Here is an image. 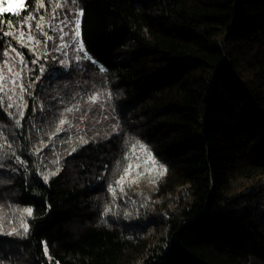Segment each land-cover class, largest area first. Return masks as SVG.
Instances as JSON below:
<instances>
[{"label": "trees", "instance_id": "obj_1", "mask_svg": "<svg viewBox=\"0 0 264 264\" xmlns=\"http://www.w3.org/2000/svg\"><path fill=\"white\" fill-rule=\"evenodd\" d=\"M65 8L83 9L93 60L51 76L64 58L53 51L31 80L41 104L11 93L27 105L19 126L0 104V230H17L0 235V264H264V0ZM9 42L0 35V65ZM101 88L119 130L62 154L44 182L65 109Z\"/></svg>", "mask_w": 264, "mask_h": 264}, {"label": "snow or ice", "instance_id": "obj_2", "mask_svg": "<svg viewBox=\"0 0 264 264\" xmlns=\"http://www.w3.org/2000/svg\"><path fill=\"white\" fill-rule=\"evenodd\" d=\"M77 5L78 0H35L34 4L31 3V0H0V35L3 37L10 38V42L7 48L3 51V56L7 59H4L3 64L0 65V104H3L4 98H7L9 101L6 104L7 108L16 107L19 109L18 115L20 119L15 121L16 125L19 126L21 119L25 116L24 109L27 107L26 104H14L13 95L16 89L19 88L20 92L25 91V86L20 83L21 72L14 71L12 67L13 60H18L20 64H25V59L23 53L19 52L16 47L11 45V40L16 41V43L22 48H28L29 51L38 50L41 45L47 46L50 41L54 39V36L50 33H58L59 39L63 41L65 37L69 36V31H66L71 26V37L75 46V50L78 53L83 55H77L76 59L79 61L83 60H93V58L87 53L83 41L79 38L81 37V17L83 16V9H78L74 14L73 18H70L69 15L64 14L60 15V10L67 5ZM5 14H9L8 18L5 19ZM56 22V23H54ZM69 45L67 43L58 45V50H63ZM10 54H14V57H10ZM33 59L32 64H36L37 60ZM62 63H66L63 62ZM41 70L43 66L41 65ZM103 71V69H101ZM7 72L9 75H5ZM14 77V78H13ZM22 100V96L20 97ZM89 101L95 103L98 99L97 95H92L88 97ZM77 108L76 105L68 107L65 109V112L72 113L74 109ZM12 115V113H8ZM63 115V114H62ZM68 123L67 118H61L58 122V126L55 129L53 135L59 134L62 131V127ZM82 143H88L87 140L81 137ZM142 150L146 149L143 145H140ZM76 149L73 148L72 151ZM39 151V150H38ZM149 160L152 161L153 166H155V161L152 159L151 154L148 153ZM138 167V165H137ZM132 165L129 164L128 168L124 170V175L116 183L120 186V191L123 192V182L131 174ZM59 169L56 172H51L50 174L43 175L44 182H47L49 175H56ZM166 172V169L160 167L159 174L162 176ZM109 191L115 195V189L111 186ZM28 216L32 215V209H24ZM21 227L24 232H28L27 223H22ZM2 228V226H0ZM17 230L13 228L11 231L4 233L0 230V235L7 234L13 235L16 234ZM45 252L47 248L45 247Z\"/></svg>", "mask_w": 264, "mask_h": 264}, {"label": "rangeland", "instance_id": "obj_3", "mask_svg": "<svg viewBox=\"0 0 264 264\" xmlns=\"http://www.w3.org/2000/svg\"><path fill=\"white\" fill-rule=\"evenodd\" d=\"M76 11L77 10H71L64 7L60 10V15L63 16L64 14H67L70 18H73V14ZM66 31L71 33V26L66 29ZM50 34L54 36V39L48 44H50V46L54 45L55 49H53V47H48V45H41L38 50L33 52L29 51L28 48L20 47L17 43H11V45L16 47L19 52L23 53L25 59V64H20L18 60H13L12 67L14 71L21 72L19 82L25 86L24 94L27 98L32 97L34 102H37V105L41 104V100L39 99L41 94L38 95V97H34L33 93L35 88L33 87L31 80L34 78V82L37 83L39 79L43 78L46 72L47 61H50L55 65L57 57L53 54V51L57 53L56 55L63 56V62L66 63H62V69L54 68L51 72V76H56L61 71H66L73 62L85 63L87 61L83 59L78 61L76 59L77 55L82 56L83 54L78 53L75 50L72 39L71 42H69L68 37H65V39L61 41L58 33ZM64 43H67L69 46L63 50H58V45ZM24 49L28 51L29 56H26ZM11 57H14V54H10L9 58ZM37 57H39L37 63L32 64L31 61ZM41 65L43 66V70H41ZM35 72H38L37 75ZM94 95L98 96L95 103L90 102L88 99L85 102L76 105L77 108H75L72 113L64 112L62 118L66 117L68 123L62 127V131L59 134L54 135L51 140L44 145V148L50 147L51 154L55 157L54 161H50L45 165L46 167L44 170L46 171V174L55 172L52 168L55 167V169H57L56 167L59 164V158L61 159L62 154H71L83 144L81 137L85 140H99L111 137L119 130V116L112 106L108 88H101ZM73 148L76 150L72 151ZM31 154L38 159L39 155L37 150L32 149ZM40 159L43 161L41 156L38 160Z\"/></svg>", "mask_w": 264, "mask_h": 264}]
</instances>
